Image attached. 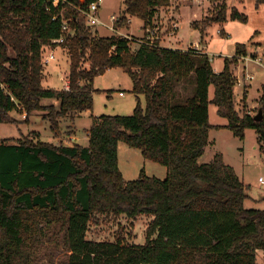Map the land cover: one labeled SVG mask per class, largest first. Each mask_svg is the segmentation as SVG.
Segmentation results:
<instances>
[{
	"label": "trees",
	"instance_id": "1",
	"mask_svg": "<svg viewBox=\"0 0 264 264\" xmlns=\"http://www.w3.org/2000/svg\"><path fill=\"white\" fill-rule=\"evenodd\" d=\"M54 1L0 0V124L16 122L11 112L21 107L27 114L47 110L44 118L58 133L61 119L93 108L94 78L116 66L129 73L132 91L146 103L138 101L130 115L92 116L87 145L0 137V264H32L49 234H61L68 264H264L258 261L264 209L245 206L248 187L222 153L199 161L217 127L210 122L211 103L235 136L244 139L245 130L254 128L263 139L264 119L235 107L231 65L247 55L245 44H237L234 59L226 58L217 72L208 54L194 48L156 40L132 51L129 37L93 35L71 5L86 7L93 0ZM168 2L125 0L122 19L135 14L151 22L157 7ZM227 16L222 3L213 20ZM230 16L248 18L236 7ZM65 18H72L75 33H64ZM62 35L60 45L70 50L69 90L43 86V53L58 46L53 40ZM180 83H190L191 93L180 94ZM43 99L59 100V109ZM120 141L164 165L166 177L142 170L126 180L118 164ZM110 213L151 216L145 242L89 239L90 222Z\"/></svg>",
	"mask_w": 264,
	"mask_h": 264
},
{
	"label": "rangeland",
	"instance_id": "2",
	"mask_svg": "<svg viewBox=\"0 0 264 264\" xmlns=\"http://www.w3.org/2000/svg\"><path fill=\"white\" fill-rule=\"evenodd\" d=\"M222 3L227 7L228 16L226 21L216 22L213 17ZM233 7L246 14L247 21L231 18L230 12ZM124 11L125 0H104L99 11L100 18L110 22L109 16L115 14L116 29L110 30L101 25L90 28L91 33L97 36L103 34L130 37L131 49L134 51L139 47L140 40L146 37V29L151 25L161 44L183 50L194 47L199 52L207 53L217 70L223 69L226 58L234 59L237 44H245L247 55L238 56L237 62L231 65L237 80L234 87L235 107L241 114L243 109H247L253 115L258 112L262 105L264 84V4L257 5V0H169L167 5L157 7L149 26L148 19L135 14H127L126 20L122 19ZM128 16L131 20H127ZM84 19L81 20L86 25ZM206 22L209 25L203 29ZM175 24L177 28H174L175 38L172 39L168 37V33L174 30ZM97 29H100L101 34L97 33L99 32ZM52 48L56 57L53 61L45 63L48 50L43 53V86L65 89L66 80H69L70 50L67 46L61 45ZM258 58L260 61L262 59L263 64L256 63L259 61ZM82 62L84 67L90 66L89 60ZM251 74L254 75L253 78ZM132 84L133 80L124 68L110 67L94 78L93 108L74 119H61L58 133L51 129L50 121L44 118L47 110L27 114L21 107L11 112L16 122L0 124V137L12 141L28 138L34 141L72 145L74 143L71 136L75 135L78 137L77 143L87 145L89 143L87 133L92 116L130 115L138 101L145 106V96L137 97L131 89ZM176 90L185 95L191 93L192 86L190 83H180ZM213 97L212 85L210 98ZM42 104H54L56 109H59L60 101L43 99ZM210 122L217 127L211 128L209 144L199 161L210 162L217 152L222 153L224 161L235 169L248 187L250 197L245 201V206L264 209V183L259 181L261 176L264 177V142L260 139V134L254 128H247L244 139L235 136L231 129L222 126L227 124V118L218 113V107L214 103L210 104ZM118 164L126 180L137 179L142 170L149 176L165 178L167 175V168L164 165L145 159L141 149L131 147L123 141H120L118 146ZM151 219L152 217L148 215L131 218L125 214H97L90 222L87 237L99 241H116L121 238L128 244H141L145 242ZM54 228L56 229L54 232H57L59 226ZM68 255L69 250L64 246L61 234L59 236L49 234L32 264H68ZM258 261L264 262V250L258 251Z\"/></svg>",
	"mask_w": 264,
	"mask_h": 264
},
{
	"label": "built area",
	"instance_id": "3",
	"mask_svg": "<svg viewBox=\"0 0 264 264\" xmlns=\"http://www.w3.org/2000/svg\"><path fill=\"white\" fill-rule=\"evenodd\" d=\"M63 2H66V0H63ZM103 2H104V0H93L86 7H82L81 5H77L76 6L74 4H71V5L76 10V12L79 13V16H81V19L85 18L84 21L86 22V26L88 28H92V27L97 28L98 26L102 25V26L106 27L107 29L115 30L116 29L115 22L117 20V17H116L115 14H111L109 16L110 22H105L104 20H102L100 18L99 11H100V8H101ZM54 3H58V0H55ZM64 11H65V8H63V10L61 12L62 16H64ZM56 16L57 15H55L54 18ZM130 18L131 17L128 16L127 20H131ZM71 19L72 18H70V20ZM63 20H64L63 21V31H64V33L65 34L66 33H71V34L75 33V30L70 28V25H69V21L70 20H66V18L63 19ZM148 23H149L148 24V26H149L150 24H152V21L151 22L149 21ZM157 28L159 29V27H157ZM174 28H177L176 24L173 25V29ZM71 30L73 32H71ZM145 34H146V37L140 40L141 43H147V44H152V45L154 44L155 45V41L159 40V36L154 33V27L152 28L151 25L149 27H147ZM168 35H169L168 37L173 38V36L175 35V29L172 30L170 33H168ZM65 40H66V36L62 35L61 37L53 40V43H55L57 45H60L61 43L65 42ZM191 48H194V47H191ZM55 58L56 57H55L54 49L53 48L48 49V53L45 56V60H44L45 63H49L50 61H53ZM257 60H259L258 63H263L262 59H261V61H260L259 58ZM252 77L253 76H251V78ZM64 86H65L66 90L70 89L69 80H67V82L65 83ZM121 94H123V93L121 92ZM259 181L261 183H264V177L261 176L259 178Z\"/></svg>",
	"mask_w": 264,
	"mask_h": 264
},
{
	"label": "crops",
	"instance_id": "4",
	"mask_svg": "<svg viewBox=\"0 0 264 264\" xmlns=\"http://www.w3.org/2000/svg\"><path fill=\"white\" fill-rule=\"evenodd\" d=\"M97 31H99V32H97V33H100V29H97ZM101 34V33H100ZM102 36H103V34H101ZM173 38H175V37H173ZM172 38V39H173ZM177 41H178V39H176ZM170 41V40H169ZM161 45H163V46H167V45H164V43H162ZM172 47V46H171ZM173 48H178V47H173ZM255 62V61H254ZM256 63H258V62H256ZM259 64H263V63H259ZM214 70L215 71H217V72H219V71H221V70H217V69H215L214 68ZM249 75H250V73H249ZM251 76H254L253 74H251ZM253 78V77H252ZM66 82H67V80H66ZM241 82V81H240ZM243 83V82H242ZM131 89H133V84H132V88ZM248 90V89H247ZM247 90H246V93H247ZM120 94H121V92H120ZM248 100V99H247ZM85 112V111H84ZM84 112H81L80 114H78V115H76V116H81ZM88 134V133H87ZM71 138H72V142L75 144V143H77L76 142V140H77V136H75V135H72L71 136ZM88 141H89V135H88Z\"/></svg>",
	"mask_w": 264,
	"mask_h": 264
},
{
	"label": "water",
	"instance_id": "5",
	"mask_svg": "<svg viewBox=\"0 0 264 264\" xmlns=\"http://www.w3.org/2000/svg\"><path fill=\"white\" fill-rule=\"evenodd\" d=\"M254 119L256 121H262L264 119V106L263 105H261L258 112L254 115ZM262 138L264 142V131H262Z\"/></svg>",
	"mask_w": 264,
	"mask_h": 264
}]
</instances>
